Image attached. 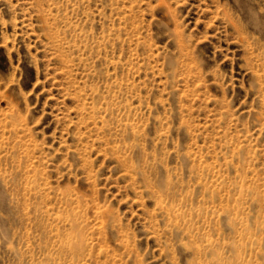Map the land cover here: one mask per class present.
Masks as SVG:
<instances>
[{
	"label": "rangeland",
	"instance_id": "obj_1",
	"mask_svg": "<svg viewBox=\"0 0 264 264\" xmlns=\"http://www.w3.org/2000/svg\"><path fill=\"white\" fill-rule=\"evenodd\" d=\"M0 264H264V0H0Z\"/></svg>",
	"mask_w": 264,
	"mask_h": 264
}]
</instances>
